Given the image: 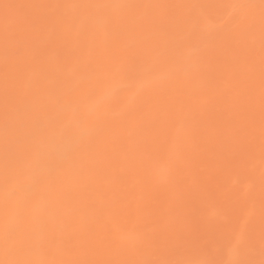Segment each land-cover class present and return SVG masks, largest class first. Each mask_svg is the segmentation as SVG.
Segmentation results:
<instances>
[{"label":"rangeland","instance_id":"374dc122","mask_svg":"<svg viewBox=\"0 0 264 264\" xmlns=\"http://www.w3.org/2000/svg\"><path fill=\"white\" fill-rule=\"evenodd\" d=\"M1 26L0 264H264V0H0Z\"/></svg>","mask_w":264,"mask_h":264},{"label":"bare ground","instance_id":"6f19581e","mask_svg":"<svg viewBox=\"0 0 264 264\" xmlns=\"http://www.w3.org/2000/svg\"><path fill=\"white\" fill-rule=\"evenodd\" d=\"M5 26L8 28L7 31H9V30L11 29V26H7V25H5ZM0 28L3 30V31H0V35L3 34L4 31L6 32V30H5V28H4L3 26H1ZM22 30H23V31H19V32H17V36H18V37H23V36L25 35L24 29H22ZM1 40H2V37H1ZM1 40H0V42H1ZM9 42H10V41H4L3 43L7 44V43H9ZM3 43L1 42V44H3ZM1 44H0V46H1V50H2V45H1ZM4 46H5V45H3V47H4ZM8 46H10V45H8ZM3 54H4V53H3ZM3 54H2V55H3ZM3 60H4V59H3ZM7 60H8V58H7ZM9 61H10V60H9ZM5 62H6V60H5ZM4 64H5V63H4ZM7 64H9V63H7ZM7 64H6V65H7ZM0 143H1V142H0ZM77 166H78V165H77ZM80 166H81V165H80ZM81 169H82V167H81ZM83 169H84V168H83ZM85 169H86V166H85ZM95 169H97L96 171H98V168H95ZM78 170H80V169H78ZM92 170L95 171L94 169H92ZM93 171H90V173H91L90 175H88L89 173H86L87 175L85 174V177H87V176H88V177H89V176H92V175H93ZM96 171H95L94 173H96ZM77 173H78V171H77ZM81 173H82V172H81ZM83 173H85V172H83ZM75 175H76V174H75ZM70 176H71V175H70ZM72 178H73V177H72ZM72 178H71V179H72ZM82 179H83V178H82ZM83 180H84V179H83ZM88 180L92 182V178H91V177H89ZM94 181H96V180L94 179ZM64 182L66 183V179L63 180V183H64ZM98 182H99V181H98ZM96 183H97V181H96ZM53 199H54V198H53ZM11 219H12V218H11ZM19 232H20V231H19ZM17 233H18V232H17ZM20 233H21V232H20ZM18 236H19V237H21V236L23 237L24 234H22V235H21V234H20V235L16 234V237H17V238H19Z\"/></svg>","mask_w":264,"mask_h":264}]
</instances>
